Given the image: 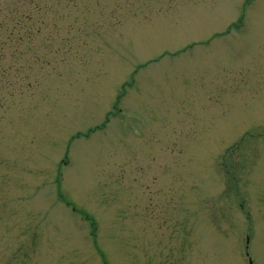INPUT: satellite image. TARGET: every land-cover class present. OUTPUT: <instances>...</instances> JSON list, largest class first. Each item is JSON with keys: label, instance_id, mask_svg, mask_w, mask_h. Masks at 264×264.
Masks as SVG:
<instances>
[{"label": "rangeland", "instance_id": "rangeland-1", "mask_svg": "<svg viewBox=\"0 0 264 264\" xmlns=\"http://www.w3.org/2000/svg\"><path fill=\"white\" fill-rule=\"evenodd\" d=\"M249 232L264 0H0V264H244Z\"/></svg>", "mask_w": 264, "mask_h": 264}, {"label": "snow or ice", "instance_id": "snow-or-ice-1", "mask_svg": "<svg viewBox=\"0 0 264 264\" xmlns=\"http://www.w3.org/2000/svg\"><path fill=\"white\" fill-rule=\"evenodd\" d=\"M242 247V259L244 264H253V255L255 250L259 248L264 253V233L256 237L254 233H245L244 240L240 241L238 248Z\"/></svg>", "mask_w": 264, "mask_h": 264}]
</instances>
